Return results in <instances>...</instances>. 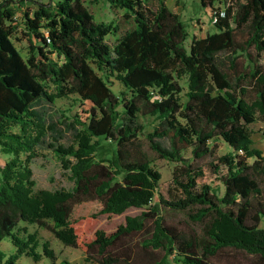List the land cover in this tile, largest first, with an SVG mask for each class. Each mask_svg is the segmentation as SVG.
I'll use <instances>...</instances> for the list:
<instances>
[{"label":"trees","instance_id":"obj_1","mask_svg":"<svg viewBox=\"0 0 264 264\" xmlns=\"http://www.w3.org/2000/svg\"><path fill=\"white\" fill-rule=\"evenodd\" d=\"M19 1L0 0V148L9 156L0 163V264H19L23 255L34 264L57 258L51 243L41 244L38 231L23 222L81 248L85 264H132L127 239L141 232L151 254L164 252L149 264H169L171 256L183 264H215L210 257L225 248L264 258V152L254 146L250 127L264 114V0H200L212 8L216 30L189 47L187 25L166 0L156 9L149 0H91L124 11L130 26L114 46L107 37L119 34L120 24L98 21L86 0L36 1L34 17L25 13L27 58L13 38ZM223 52L235 54L229 71ZM241 54L249 56L245 68ZM112 79L123 86L119 93ZM73 94L82 106L68 124L74 141L65 144L48 107ZM146 117L156 119L151 131ZM141 134L159 157L180 163L174 198L165 196L163 175L143 150ZM222 140L232 149L219 154ZM46 146L71 170L72 189L36 188L32 163ZM206 157L215 162L196 163ZM207 171L214 176L209 181ZM162 206L194 210L189 216L202 233L166 223ZM131 207L142 211L127 215L115 231L88 235L99 215ZM6 237L16 247L12 254L1 248Z\"/></svg>","mask_w":264,"mask_h":264},{"label":"rangeland","instance_id":"obj_2","mask_svg":"<svg viewBox=\"0 0 264 264\" xmlns=\"http://www.w3.org/2000/svg\"><path fill=\"white\" fill-rule=\"evenodd\" d=\"M36 1L46 0H23L17 2V18L16 25L17 31L13 34L14 42L17 47L21 50L24 57L30 56V36L26 34V16L25 13L28 10L30 17H34V12L41 6ZM152 8L156 9L159 5V0H149ZM167 5L176 13L180 14L182 19L185 21L189 36L186 40L187 47L190 46L195 37L206 36L207 33L214 32L216 30L215 24L212 20V8H203L200 0H166ZM85 4L88 6L90 11L95 15L98 21L111 22L116 21L121 26V31L117 35L110 34L107 37V41L110 45L114 46L118 39L125 33L129 28L127 19L124 17V11L120 8L113 7L105 1H91L86 0ZM218 7H224V3L218 2ZM248 29H243L238 34V39L242 40L247 35ZM252 52L255 53L253 49ZM235 55L231 52H223L220 54V58L225 63V70L229 71L230 68V57ZM56 57V56H55ZM239 65L241 68H245L248 64L249 56L241 54L238 56ZM110 85L112 89L119 93L123 86L115 79L111 80ZM188 79L186 76L180 79V83L184 86L182 93L185 98V93L188 90ZM52 87V85H50ZM256 94L253 89H250L248 98L250 100L255 99ZM78 95H71L68 98H58L54 104H50L48 107V115L57 123V126L63 130L64 136L61 142L70 144L74 141V127L68 126L73 120L75 114L81 111V102L78 100ZM87 104L86 107H88ZM258 119L255 123L250 125L253 131V139L255 141L254 146L260 148L264 152V114L258 112ZM146 124V131H151L154 124L157 123L153 117H146L143 120ZM140 143L143 145V150L153 160V165L161 171L162 177V190L167 198H174L176 189L172 180L175 175V170L180 167V163L172 162L167 159L159 157V155L153 151L150 147L147 136L141 134ZM232 148L222 140L219 148V154H224L230 151ZM40 155L33 160L32 167L34 171V179L36 181L37 189H72L75 182L71 178L72 172L70 169L64 167L62 160L56 155L54 149L50 146H46L40 149ZM186 156H191L190 150L185 152ZM9 156L4 154L0 148V163H4ZM213 157H206L205 159H197V164L210 163ZM207 181L213 179L212 172L207 171ZM223 193V191H222ZM159 201V194L154 198V202ZM142 209L131 207L122 214H101L97 217L96 223L88 231V235L93 236L98 229H103L107 233L115 231L117 227L126 222L127 215L140 214ZM194 210H175L169 207L162 206L161 213L165 218L166 223L178 227L185 233L200 232L202 233L203 226L198 222H194L189 216ZM26 225L29 232L38 231L41 244L44 241H49L52 248L56 251L57 258L53 261L44 257L41 263L44 264H60L62 260H68L71 264H85L86 254L78 247L66 246L63 244L51 230L45 227H40L37 224L22 223V226ZM148 223L147 227H149ZM147 236L146 232L136 233L130 236L127 241H131L134 251V258L132 264H149L151 259L154 257L162 258L164 252L155 250L151 254L147 248L143 246V240ZM1 248L8 254H12L16 251V247L12 243L9 237H6L2 243ZM41 248V246H40ZM42 249V248H41ZM149 249V248H148ZM153 251V250H152ZM155 255V256H153ZM210 260L215 264H264V258L259 255L250 254L244 250L236 248H225L221 250L217 255L210 257ZM19 264H34L30 257L23 255ZM91 264H99L91 263ZM169 264H183L177 261L173 256L170 257Z\"/></svg>","mask_w":264,"mask_h":264},{"label":"built area","instance_id":"obj_3","mask_svg":"<svg viewBox=\"0 0 264 264\" xmlns=\"http://www.w3.org/2000/svg\"><path fill=\"white\" fill-rule=\"evenodd\" d=\"M215 21H216V19H215Z\"/></svg>","mask_w":264,"mask_h":264}]
</instances>
